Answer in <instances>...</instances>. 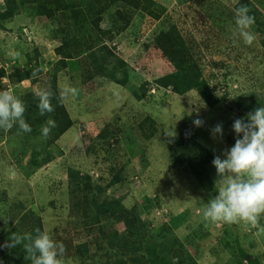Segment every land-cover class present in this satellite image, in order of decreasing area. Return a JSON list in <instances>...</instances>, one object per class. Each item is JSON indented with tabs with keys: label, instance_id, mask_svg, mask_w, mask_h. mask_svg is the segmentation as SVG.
<instances>
[{
	"label": "rangeland",
	"instance_id": "obj_1",
	"mask_svg": "<svg viewBox=\"0 0 264 264\" xmlns=\"http://www.w3.org/2000/svg\"><path fill=\"white\" fill-rule=\"evenodd\" d=\"M6 1L0 0V9ZM153 1L158 18L137 11L120 30L108 14L101 20L100 44L124 61V85L95 72L81 41L61 65L55 48L64 37L85 35L71 17L50 19L37 14L30 0H13V16L0 18V90L24 102L32 128L0 129V245L17 228L20 212L31 209L44 231L65 245L64 264H115L130 254L117 253L109 241L123 233L124 223L116 214L96 217L87 203L118 198L123 210L140 219L144 264H245L250 257L264 264V216L255 229L213 224L202 216L221 186L212 160L234 145V120L246 121L264 106V0ZM241 5L259 11L250 46L234 23ZM173 26L192 59L178 92L158 82L176 67L155 44ZM24 72L28 77L19 81ZM193 74L212 93V104L197 87L185 88L195 82ZM66 85L77 94L61 100ZM37 87L53 92L52 113L39 114ZM62 109L71 126L57 135ZM49 118L57 126L44 138L41 128ZM197 118L203 126L193 125ZM218 123L223 136L213 138L210 130ZM184 136L209 156L178 150ZM96 186L103 192L96 195ZM0 248L13 256L12 248Z\"/></svg>",
	"mask_w": 264,
	"mask_h": 264
},
{
	"label": "trees",
	"instance_id": "obj_2",
	"mask_svg": "<svg viewBox=\"0 0 264 264\" xmlns=\"http://www.w3.org/2000/svg\"><path fill=\"white\" fill-rule=\"evenodd\" d=\"M34 6L37 14L43 15L47 18L54 19L59 16L71 17L80 28L85 30L83 37H64L63 41L55 48L54 52L59 56V62L63 67L67 65V61L72 58L70 47L75 42L81 41L83 44L88 61L94 66L95 72L100 76L109 78L110 80L124 85V78L126 76L125 63L123 60L116 58L111 50L105 45L100 44L104 34V29L101 27V20L105 14H108L115 23L120 24V29H124L131 22L133 15L137 11H143L152 18L159 17V9L152 8L156 3L153 0H30ZM159 8H163L157 4ZM15 12V5L13 0H7L4 8L0 9V18L5 19L13 16ZM250 15L255 17V22H260L258 17L259 11L257 8L250 9ZM259 19V20H258ZM68 35V34H67ZM66 35V36H67ZM156 46L162 51L164 56L168 58L176 67V71L167 77L158 80L162 86L171 85L174 91L178 92L182 88L181 77L187 76L188 71H192V59L188 50L185 49V44L181 40L176 27H171L169 31L159 34L155 39ZM187 71V73H186ZM0 74H3L0 70ZM18 80L23 81L28 77L27 73L18 74ZM195 82H186L185 88L197 87L200 90L202 98L209 104L214 102L212 93L208 91L206 84L193 74ZM253 97H250L251 100ZM60 115V114H59ZM62 122L59 123L57 135H61L71 126V120L65 110H61ZM182 139V138H181ZM186 139V140H184ZM188 142L189 144H187ZM182 145H186L189 149H183ZM178 150L185 151L189 154L190 149L192 153L196 152L197 155L202 156L204 152L209 156L208 151L198 142L184 136L183 141L179 140L176 143ZM183 153V152H182ZM184 154V153H183ZM203 160H207L203 158ZM72 173L70 172V176ZM94 191L97 194L103 192V188L96 186ZM88 205L92 206L96 212V217L100 215H113L116 214L117 218L124 223V231L119 234L114 233V236L109 237L110 246L114 248L117 253L128 251L129 256L115 264H144L145 256L140 253L143 243L141 231L139 228L140 219L138 216H131L130 210H123L120 199H105L101 202L95 197L91 198ZM19 223L14 229L15 233L25 234L32 233L35 228H40L42 231L43 225L41 218L31 209L20 212ZM12 232H9L6 242L9 240ZM5 244V243H4ZM143 246V247H142ZM13 256L10 258L0 248V259L5 263L11 264H31L29 260L24 259L25 253L22 246L12 248ZM163 264H171L169 261ZM245 264H259L254 258H248Z\"/></svg>",
	"mask_w": 264,
	"mask_h": 264
},
{
	"label": "clouds",
	"instance_id": "obj_3",
	"mask_svg": "<svg viewBox=\"0 0 264 264\" xmlns=\"http://www.w3.org/2000/svg\"><path fill=\"white\" fill-rule=\"evenodd\" d=\"M249 13L250 9L241 5L235 10L234 23L238 35L250 46L256 37L250 30L255 17ZM76 94V88L66 85L60 89L59 98L66 100ZM34 95L41 116L54 111L51 102L54 94L50 89L37 87ZM25 111L24 102L11 90H0V129L10 130L18 124L23 132H31V126L24 119ZM203 123L199 118L193 120L195 127H201ZM56 126L53 119H47L41 128L42 136L47 138ZM232 131L237 137L234 145L222 153L223 158L217 155L212 160L221 186L215 197L207 202L202 216L213 224H244L255 229L264 216V106L248 113L246 121L235 119ZM210 132L213 138H222V124L218 123ZM173 136L174 132L170 137ZM17 246L23 247L24 259L31 264H64L65 245L54 241L40 228H35L32 233L13 232L9 240L0 245L9 249Z\"/></svg>",
	"mask_w": 264,
	"mask_h": 264
}]
</instances>
